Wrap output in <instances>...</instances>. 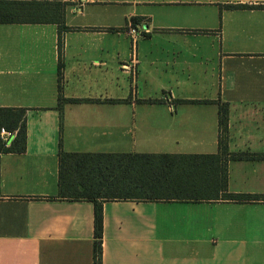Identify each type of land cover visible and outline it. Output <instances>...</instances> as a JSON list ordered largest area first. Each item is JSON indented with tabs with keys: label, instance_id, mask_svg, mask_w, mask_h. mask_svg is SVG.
I'll use <instances>...</instances> for the list:
<instances>
[{
	"label": "crops",
	"instance_id": "obj_1",
	"mask_svg": "<svg viewBox=\"0 0 264 264\" xmlns=\"http://www.w3.org/2000/svg\"><path fill=\"white\" fill-rule=\"evenodd\" d=\"M65 26L59 57L55 25H0V109L26 133L0 152V264H94L93 205L58 198L60 152L219 155L227 106L228 153L264 155V0L90 3ZM227 193L264 196V160L229 161ZM102 221L100 264H264V202L110 201Z\"/></svg>",
	"mask_w": 264,
	"mask_h": 264
},
{
	"label": "trees",
	"instance_id": "obj_2",
	"mask_svg": "<svg viewBox=\"0 0 264 264\" xmlns=\"http://www.w3.org/2000/svg\"><path fill=\"white\" fill-rule=\"evenodd\" d=\"M63 0H0V25H55L60 57L61 33L68 30ZM232 8V7H231ZM140 18H131L135 26ZM60 61V59H59ZM60 79L58 91L60 93ZM59 103L62 98L59 95ZM228 109L219 110V155L79 154L58 156V198L87 201L94 211L93 262L100 264L102 204L110 201H214L264 202V196L227 193V163L232 160H264V155L231 154L227 151ZM16 132L1 153L25 151V111L0 109V130Z\"/></svg>",
	"mask_w": 264,
	"mask_h": 264
},
{
	"label": "rangeland",
	"instance_id": "obj_3",
	"mask_svg": "<svg viewBox=\"0 0 264 264\" xmlns=\"http://www.w3.org/2000/svg\"><path fill=\"white\" fill-rule=\"evenodd\" d=\"M63 1L69 2L70 6H68L67 8H72V10L75 13H77V11L81 9L84 5H87L90 3H95V4H108V3L124 4V3H136V2L137 3H147V2L164 3V2H174V1H184V0H63ZM139 10H145L147 12H152L153 14H155V16L159 15L160 12L163 11L161 10V8H159V6H145V7H140ZM114 12L120 17L119 24H123L122 26H124L125 23L123 22L122 16L125 15L126 17L131 12V7L124 5V7L115 8ZM162 21L163 19H159L160 23ZM157 23L158 22H156V19H155V24ZM135 37H137V35Z\"/></svg>",
	"mask_w": 264,
	"mask_h": 264
},
{
	"label": "built area",
	"instance_id": "obj_4",
	"mask_svg": "<svg viewBox=\"0 0 264 264\" xmlns=\"http://www.w3.org/2000/svg\"><path fill=\"white\" fill-rule=\"evenodd\" d=\"M129 34H131L134 38L136 35L137 37L139 35V33H137L135 29H130ZM15 136H16L15 132H7L4 129L0 130V139L5 147H9V143L11 139L14 138Z\"/></svg>",
	"mask_w": 264,
	"mask_h": 264
}]
</instances>
